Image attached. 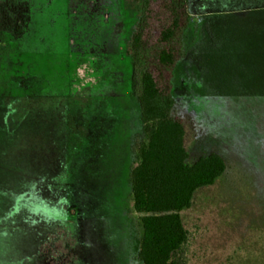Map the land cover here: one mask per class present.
<instances>
[{"label":"rangeland","instance_id":"1","mask_svg":"<svg viewBox=\"0 0 264 264\" xmlns=\"http://www.w3.org/2000/svg\"><path fill=\"white\" fill-rule=\"evenodd\" d=\"M90 1L101 0H0V264H142L138 223L126 214L128 178L106 189L85 148L56 162L62 137L53 144L39 118L40 88L123 73L119 37L109 45L88 38L101 25ZM108 1L113 21L118 0ZM251 1L262 0H210V11L245 17L238 9ZM175 98L172 116L183 121L190 156L217 152L226 164L179 212L185 264H264V102Z\"/></svg>","mask_w":264,"mask_h":264},{"label":"crops","instance_id":"2","mask_svg":"<svg viewBox=\"0 0 264 264\" xmlns=\"http://www.w3.org/2000/svg\"><path fill=\"white\" fill-rule=\"evenodd\" d=\"M89 4L94 7L91 16L100 17L101 25L92 27L87 32L88 38L107 39L105 44L109 45L111 39L119 37L122 45L125 44V56L120 54L116 59L123 73L118 80L73 79L50 85L49 90L40 88L39 118L45 135L51 134L53 144L57 141L54 136L62 137L56 162L66 164L69 150L78 153L85 148L89 160L100 168L98 180L106 189L110 183L118 181L119 175L128 178L125 199L131 207L126 208V214L132 226L138 223L141 236L138 214L131 201L130 169L137 158V144L146 138L136 96L139 83L134 78L128 49L141 20L142 0H118L117 18L113 21L108 14L111 12L108 0L90 1ZM54 6V3L49 5ZM240 6L242 9L238 10H248L251 14L214 17L210 0L188 1L190 17L180 36L181 51L171 78L174 104L176 96L182 102H187L186 98L191 96L212 97L222 103L264 102V0ZM27 7L33 13L31 2H27ZM105 44L101 42L102 47H108ZM90 49L85 52L94 58L96 54ZM238 79L246 81L238 83ZM185 138L186 128L184 144ZM186 150L188 164L212 153L191 157L187 147ZM75 214L69 217L73 219Z\"/></svg>","mask_w":264,"mask_h":264},{"label":"trees","instance_id":"3","mask_svg":"<svg viewBox=\"0 0 264 264\" xmlns=\"http://www.w3.org/2000/svg\"><path fill=\"white\" fill-rule=\"evenodd\" d=\"M142 16L129 51L139 70L136 96L146 141L136 146L130 169L131 201L138 214L142 264H185L187 231L179 212L190 206L194 191L211 185L225 171L218 153L186 163L185 126L171 116L173 67L180 36L189 21L187 0H142Z\"/></svg>","mask_w":264,"mask_h":264}]
</instances>
